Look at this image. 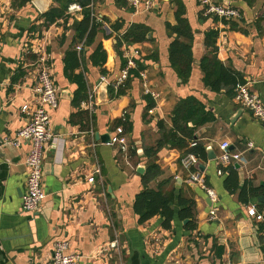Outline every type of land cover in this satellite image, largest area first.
Listing matches in <instances>:
<instances>
[{
  "label": "crops",
  "instance_id": "crops-1",
  "mask_svg": "<svg viewBox=\"0 0 264 264\" xmlns=\"http://www.w3.org/2000/svg\"><path fill=\"white\" fill-rule=\"evenodd\" d=\"M212 1L239 8L241 18H209L199 0H160L151 11H137L125 0H92L88 8L98 29L86 45L77 38L82 12H66V17L49 23L32 2L14 7L12 0H0V264H49L58 241H67L69 253L83 256L79 264H263L264 219L250 217L248 207L264 216V124L233 102L231 86L215 92L205 84L202 61L215 57L264 104V0ZM59 7L58 0H52L50 10ZM134 27L145 38L119 44ZM211 31L218 32L214 47L206 44ZM175 39L191 49L187 82L171 62ZM75 46L82 49L77 50L79 64L72 74L83 77L85 91L66 74L75 63L68 57ZM99 49L100 58H93ZM126 51L138 53L136 66L129 71L124 94L117 97L119 88L113 83L126 68ZM42 57L58 87L60 104L44 160L47 197L36 213L28 214L22 210V197L30 145L16 147L5 139H13L25 125L22 108L36 104V65ZM177 66L182 68L181 61ZM104 78L109 101L100 103L99 82H106ZM147 88L160 99L146 93ZM90 96L92 112L82 107ZM191 97L214 120L197 127L191 137L177 131L181 141L171 135L172 141L155 155H146L144 147L153 149L165 131H176L174 111L180 100ZM155 106L159 108L149 114ZM122 121L131 126L125 128L128 152L96 138L113 137ZM225 141L243 160L219 175L220 144ZM195 146L205 149V158L196 156L204 172L183 164ZM153 165L160 173L147 180L148 187L163 189L171 198L172 216L158 213L142 223L135 204ZM194 171L204 174L206 185L216 191V203L190 181ZM92 176L94 183L88 181ZM212 207L219 209L214 221Z\"/></svg>",
  "mask_w": 264,
  "mask_h": 264
},
{
  "label": "built area",
  "instance_id": "built-area-1",
  "mask_svg": "<svg viewBox=\"0 0 264 264\" xmlns=\"http://www.w3.org/2000/svg\"><path fill=\"white\" fill-rule=\"evenodd\" d=\"M125 1L130 7L137 11L141 9L151 11L160 2V0ZM199 2L201 6H203L204 15L209 18L220 21L238 20L241 18V10L230 4H215L212 0H199ZM83 10L84 8L82 5L78 3L72 4L68 7L67 15L81 13ZM81 49V46H77V50L80 51ZM137 55V52H125L127 65L121 75L113 83L116 89L124 85L128 80L129 71L136 66L135 58ZM36 66L38 67L37 82L34 88L36 104L33 107L25 105L22 108V111L26 115L25 125L15 134L13 139H5L7 143L16 147H19L23 143H29L30 145L25 161L27 167L26 192L22 197V210L28 214L36 213L40 209L41 203L47 197L43 187L44 160L47 146L54 138L51 129L52 117L54 112L58 110L60 104L59 90L51 77L50 67L47 64L46 58H40ZM141 77L145 79L146 76L142 73ZM103 81L108 82L106 78H104ZM146 93H150L156 101L160 99V95L152 92L149 88L146 89ZM92 100L93 98L90 96L88 102L82 104L83 109L92 112L94 110ZM233 102L249 111L255 119L264 124V104L259 95L252 93L246 84L237 85ZM158 108V106H155L148 113L153 114ZM110 144L115 145L121 152H128L129 143L123 127L120 126L116 128L115 135L112 137V142ZM247 145L249 148H254V143L252 142H249ZM220 150L219 162L221 167L218 170V174L222 175L226 167L235 163H240L243 158L241 153L231 151V144L228 141L220 144ZM198 161V157L195 155H188L183 160V164L187 169H190L196 165ZM96 173L99 174L100 171L97 170ZM88 181L94 183V176L90 177ZM190 181L200 186L212 203L218 201L216 191L206 185L204 174L199 171H194L190 174ZM218 210L217 207H212L210 220L214 221L217 219ZM248 215L250 217H255L258 221H263L264 219V216L259 214L254 206L248 207ZM262 235L264 239V231ZM82 258L83 256L80 254L69 253V243L67 241H58L54 244V251L49 264H79Z\"/></svg>",
  "mask_w": 264,
  "mask_h": 264
},
{
  "label": "trees",
  "instance_id": "trees-1",
  "mask_svg": "<svg viewBox=\"0 0 264 264\" xmlns=\"http://www.w3.org/2000/svg\"><path fill=\"white\" fill-rule=\"evenodd\" d=\"M14 7H24L28 3H31L32 0H12ZM60 4L59 8L51 9L49 12L44 14L49 23H53L57 18L66 17V12L70 4L79 3L82 5L84 10L82 11L83 19L79 23L77 30V38L78 40L84 41L86 45H89L94 40V36L98 29V26L95 22V18L92 16V11L88 8L89 4L92 3V0H58ZM181 21V18H179ZM178 30V34L181 35V32ZM145 33H143L142 37L138 36L137 27L130 29L126 34H124L122 40H118L119 44L124 41L127 43L135 42L137 40H141L145 38ZM218 37V32L211 31L206 35V44L209 47H214L216 44V39ZM83 51V50H82ZM81 51V52H82ZM101 49H99L93 58H100L99 54ZM68 57L71 59H75V63L70 66L71 73H68L66 69V74L72 80L78 83L80 90H86V84L83 81V77L73 76V70L76 65L79 64V55L74 47ZM170 58L172 65L176 67L178 70L183 82H187L188 78L191 74V49L189 45L182 44L178 39H175L171 44L170 49ZM181 61L182 68L178 67L177 64ZM68 62V61H66ZM202 68L205 72L204 82L210 87L213 91L218 92L223 87L231 86L232 97L235 95V89L238 84H243L244 81L238 79V75L234 73L231 69L225 68L224 65L218 61L215 57H206L202 61ZM126 84L122 87H119L117 93L114 94L113 87L110 88L111 95L113 94L117 97H121L124 94V89ZM149 111V110H148ZM89 113V112H86ZM214 120L213 114L209 111H206L204 105L195 98H186L180 100L174 111V128L176 131L174 132H166L165 126L163 122H159L161 130L165 131L162 138L158 141L157 146L153 149L148 147H144V151L146 155L151 157L155 155L166 143L171 142V135L176 137L175 139L181 141L178 138V132L183 133L185 136H190L194 133L197 127L210 123ZM125 121V120H124ZM122 121V126L126 131L131 130V126H127V122ZM192 122L194 124L193 128H189L188 124ZM178 131V132H177ZM126 133V132H125ZM189 154L199 156L201 158H205V149L200 146H195ZM160 171L157 170V166L153 165L148 168L146 175L144 176L145 181V190L137 197L135 204V211L140 216L141 222H145L155 216L158 213H161L164 217L169 219L172 216V212L169 207V203L171 198L165 194L163 189L159 191H155L148 187L151 176L157 177ZM155 174V175H154ZM149 180V181H147Z\"/></svg>",
  "mask_w": 264,
  "mask_h": 264
},
{
  "label": "water",
  "instance_id": "water-1",
  "mask_svg": "<svg viewBox=\"0 0 264 264\" xmlns=\"http://www.w3.org/2000/svg\"><path fill=\"white\" fill-rule=\"evenodd\" d=\"M32 3L34 6L42 13L46 14L52 5V0H32ZM228 4V1L226 2ZM109 83L108 82H99V97L98 100L100 103H106L109 101V91H108ZM97 140H101L103 143H111L112 142V137L109 135H96ZM212 153V151H209ZM141 158L145 157L144 151L140 149L139 151ZM213 154V153H212ZM214 155V154H213ZM212 159V158H211ZM196 168L199 169L201 172H204V166H202L200 163L196 164ZM139 173L144 172V165L140 166L138 169ZM181 183V181H179Z\"/></svg>",
  "mask_w": 264,
  "mask_h": 264
}]
</instances>
